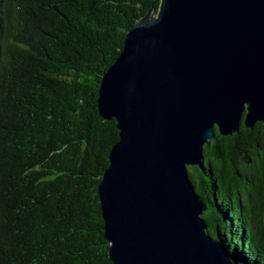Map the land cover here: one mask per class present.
Masks as SVG:
<instances>
[{"label":"trees","instance_id":"trees-1","mask_svg":"<svg viewBox=\"0 0 264 264\" xmlns=\"http://www.w3.org/2000/svg\"><path fill=\"white\" fill-rule=\"evenodd\" d=\"M158 4L0 0V264H112L97 181L118 130L96 92ZM188 171L231 264H264V123L216 132Z\"/></svg>","mask_w":264,"mask_h":264},{"label":"water","instance_id":"water-1","mask_svg":"<svg viewBox=\"0 0 264 264\" xmlns=\"http://www.w3.org/2000/svg\"><path fill=\"white\" fill-rule=\"evenodd\" d=\"M148 10V9H147ZM125 32L96 107L118 137L97 181L112 264H231L188 166L264 123V0H159Z\"/></svg>","mask_w":264,"mask_h":264},{"label":"rangeland","instance_id":"rangeland-1","mask_svg":"<svg viewBox=\"0 0 264 264\" xmlns=\"http://www.w3.org/2000/svg\"><path fill=\"white\" fill-rule=\"evenodd\" d=\"M189 167H191V166H189ZM188 168V167H187ZM190 169V168H189Z\"/></svg>","mask_w":264,"mask_h":264}]
</instances>
